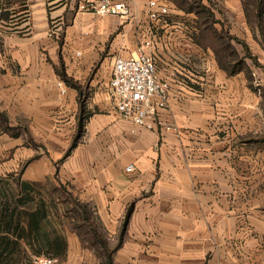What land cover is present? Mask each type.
<instances>
[{"label":"crops","instance_id":"1","mask_svg":"<svg viewBox=\"0 0 264 264\" xmlns=\"http://www.w3.org/2000/svg\"><path fill=\"white\" fill-rule=\"evenodd\" d=\"M83 1L32 0L0 49V151L28 158L6 173L72 183L90 206L85 232L57 209V264H264L263 98L253 80L264 35L248 1L217 0L226 22L210 0H200L208 17L160 0L165 23L149 19V0H129L127 19L83 10ZM146 38L171 85L154 129L121 116L109 93L114 57L136 54ZM29 146L69 147L52 165Z\"/></svg>","mask_w":264,"mask_h":264},{"label":"trees","instance_id":"2","mask_svg":"<svg viewBox=\"0 0 264 264\" xmlns=\"http://www.w3.org/2000/svg\"><path fill=\"white\" fill-rule=\"evenodd\" d=\"M247 1L248 17H253L254 11L256 22L263 32L264 0ZM250 5L254 8L250 9ZM207 12L213 14L208 8ZM216 42L222 51L230 47L229 43L224 45L221 38ZM229 52L231 54L233 51ZM229 72L233 74L236 69ZM21 174L22 170L0 174V264H35L34 256L48 255L50 252V256L55 257V253L62 248V235L57 225L62 224L57 211L60 207L71 211L69 218L73 220L77 215L83 216V219H78V226H72L74 229L82 232L88 229L85 228L90 218L88 203L72 194L79 208L61 206L66 203V198L49 192L47 183L24 180ZM89 227L96 233L94 223Z\"/></svg>","mask_w":264,"mask_h":264},{"label":"built area","instance_id":"3","mask_svg":"<svg viewBox=\"0 0 264 264\" xmlns=\"http://www.w3.org/2000/svg\"><path fill=\"white\" fill-rule=\"evenodd\" d=\"M80 8L100 16L124 19L130 18L132 13L129 0H84ZM169 16L167 3L149 0L148 17L152 22L165 23ZM154 45L153 38H146L139 44L136 54L115 56L109 89L118 113L146 129L163 125L161 114L168 107L171 88L169 81L158 77L155 57L148 51ZM58 86L61 94L67 93L64 81L59 80ZM126 170H133V165H128ZM35 264H57V259L46 256Z\"/></svg>","mask_w":264,"mask_h":264},{"label":"rangeland","instance_id":"4","mask_svg":"<svg viewBox=\"0 0 264 264\" xmlns=\"http://www.w3.org/2000/svg\"><path fill=\"white\" fill-rule=\"evenodd\" d=\"M32 0H0V49L3 48V36L6 35L7 33L10 32H14L16 30H21L22 27L24 26V24L28 21V18L30 16V4H31ZM212 6L214 7V9L216 10V12L218 13V15L220 16V18H224L226 20V18L228 17V14H226L227 9L224 7V5L220 2H218L217 0H210ZM177 2L185 8H188L190 10H194L196 13H201L203 16L208 17L209 14L207 12V8L203 7L200 0H177ZM254 5V4H253ZM253 5L251 7H249L250 9L254 8ZM253 14V18L256 21V16L254 11L252 12ZM227 22V20H226ZM264 26V24H263ZM221 28V26H218ZM221 33H223V35H227L228 32H226L225 30H222ZM263 35H264V31H263ZM227 38V36H226ZM229 40V37L227 38ZM221 41L225 44H227L228 42L225 40ZM264 37L261 40V51L259 52V55H257L258 60L261 64H264ZM226 49V48H225ZM233 51L231 52V56H234V58H237V56H235L234 54V49H233V45H230L229 49L225 51V53H227L229 55V51ZM255 69V68H254ZM256 74L254 76V83L256 85V88H258L260 90L261 96L263 98V105H262V133L260 135V139H262V144L264 146V85H258V79H262L264 80V68H262L261 66H256ZM264 83V81H262ZM254 85V86H255ZM260 86V87H259ZM83 115V113H81L79 115L80 120H81V116ZM78 117V118H79ZM78 124V119L76 121V126ZM77 133V132H76ZM75 135V134H74ZM82 138V137H81ZM78 139V142L80 143L82 141V139ZM32 147L33 149H36L37 151V155H43L44 157L47 158L49 164H54L56 161H61L62 159V155L64 154V152L67 150V148L69 146H29ZM73 147V146H71ZM11 147L7 146L6 151H0V174H5L8 171L11 170H16V169H21L24 165V163L28 160V158H26L24 152L23 155L24 157H20V161L17 160V162L15 161V151L14 149H11ZM61 163H59V168ZM46 186H47V190L50 192H54L55 196H61L63 198H66V203L65 204H61V206H66L67 208H79L77 203L73 201L72 197H73V193H71L73 190H76L77 192V186L74 184H64V185H59L58 182L56 181L55 178H51L50 180L46 182ZM66 189V190H65ZM83 219V216H76V219H70L69 220V224L71 226H78L79 225V220L78 219Z\"/></svg>","mask_w":264,"mask_h":264}]
</instances>
